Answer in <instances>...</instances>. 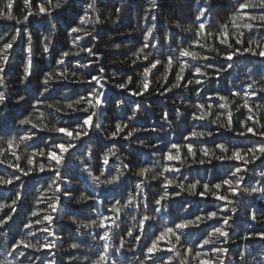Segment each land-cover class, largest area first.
<instances>
[{
	"label": "snow or ice",
	"instance_id": "1",
	"mask_svg": "<svg viewBox=\"0 0 264 264\" xmlns=\"http://www.w3.org/2000/svg\"><path fill=\"white\" fill-rule=\"evenodd\" d=\"M14 5L15 0H8L6 9H0V19L11 21ZM23 5L24 15L20 18V25L30 23L29 18L38 15L45 18L46 25L50 26L55 22L57 26L58 10L65 8L61 7L59 0H23ZM69 7H72V3ZM157 8L158 2L149 5L143 19L157 21V15L153 14ZM80 13L78 20L73 22L74 26L69 24L65 29L70 43L67 50L61 49L55 59L58 67L44 71L40 89L26 92L16 99L17 104L25 101L26 96L34 99L31 111L17 119L10 131L0 132V167L4 169L0 172V186L15 187L23 178L34 174H44V182L47 184L46 189H36L33 207L28 210L26 219L21 221L23 235L8 240L10 254L15 256L21 249L27 253H41L62 248L66 241L60 232L64 229H54L53 225L67 218L71 225L79 226L83 233L80 236L74 230V234L69 231L68 235L71 237L70 252L78 253L84 264H106L109 261L111 264H117V261L119 264H128L129 253L125 251L123 240L125 236L134 241L136 248L131 255L139 253L140 264H228L229 255L234 258L240 255L242 259L247 255H255L256 247L250 253H242L239 249L233 252L231 244L237 236L245 241H264V230H253L251 234L241 235L234 227L241 209L245 210L243 214L248 219L253 222L257 220L255 213L249 214L246 211L250 207L247 200L249 192L252 193L251 196L258 194V198L264 200V71L257 78L252 74L253 69L248 67L251 61L246 63L241 60L242 57L251 56L259 58L264 65V0H235L234 7L226 18L215 24V6L206 3V0H199L195 19L188 24L187 29L182 24L179 28L191 33V38L179 41L173 33L168 37L167 47L163 51L156 36L159 28L156 23H151L143 29V39L139 46L126 57L130 64L142 67V71L137 73L140 79L136 82V88L131 87L134 81L130 75L114 79L111 88L126 95L113 97H108L103 91V86L109 84V79L100 64L103 55H98L96 45L91 43L96 40V35L87 30L89 13L81 10ZM25 35L20 29H14L11 33L0 32V78L5 79V65L10 63V50ZM86 40L89 42L85 43ZM121 47L119 44L117 49ZM76 48H80L81 52L75 53ZM22 53L24 56L20 79L30 81L35 46L26 43ZM42 54L51 55L47 45L42 46ZM82 54L92 59H75ZM217 59L224 63L217 66L213 63ZM77 61L85 65L83 79L76 77V72L80 70ZM237 63H242L248 69L246 85L233 91V81L227 95L212 88L213 95L207 96L203 102L184 104V107L194 109L190 119L197 122L199 127L193 124L186 135L181 134L182 139L161 141L163 148L158 144L149 145L158 150L153 155L159 156V161L154 159L148 165L138 156L141 163L135 172L124 163L123 167L137 179L132 182V190L128 191L126 188V194H121L120 198L113 197L109 201L94 195L96 184H100L102 190L122 183L124 177L114 174L121 171V166L117 164L116 153L107 151L110 145L101 146L100 152H92L89 159L78 163L75 169L68 167V160L77 154V149L81 145L86 147L83 143L85 139L97 144L92 134L100 136L98 127L107 129V141H111V145H116L117 138L134 140L138 134H134V129L140 127L132 126V122L138 118L144 105L142 99H133L129 103L127 97L143 98L146 94L151 95V77L155 75V71L163 68L161 76L156 80L160 85L157 95L166 96L176 90H192L196 96H201L207 95V90L197 91L195 86L203 88V85L208 84L211 88L214 81L222 82L224 73ZM73 65L76 68L72 84L87 86L85 90L71 89L70 93H66L64 88L49 87L50 82H67L65 69L72 68ZM170 73L174 75V80H169ZM10 99L11 96L6 94L5 105ZM257 99L259 103L255 102ZM56 100H81L84 103L78 106L68 103L71 114H59L60 123L54 132L58 139L49 138L37 143V139H40L38 134L47 133L41 129L40 123L46 118L48 123L56 121L50 106V102ZM180 100L183 104L182 97ZM108 104H113L115 109L120 108L126 119L116 116L109 118L105 114V105ZM177 112L179 119L185 116L179 108ZM236 113H240L242 118L237 117ZM64 117L71 119H63ZM237 119L239 129L236 127ZM161 120L169 121V114L162 113ZM209 125H215L230 135L214 139L215 132ZM145 132L156 133V129H146ZM233 137L240 142H235ZM22 148L29 153L25 160L19 155ZM90 161H94V164H90ZM213 161L231 163L223 174L211 177V169L207 166L213 164ZM194 165L204 168L210 178L193 176L190 179L189 175L183 174L182 169L192 168ZM257 168L261 173L259 190L253 187L250 178L246 182L248 173L256 174ZM152 173H156L155 179L150 178ZM81 178L87 181L91 178L95 182L90 183L91 191L78 187ZM105 181L106 184L102 183ZM153 181H160L158 187ZM151 189H155L156 194L149 199L145 193ZM133 197L140 207L147 204L148 212L151 213V216L143 214L135 217L136 232L130 231L128 227V217L133 215ZM140 197L144 198L142 205L139 204ZM177 197L180 200L175 204ZM186 197H199L204 206L201 207L196 199ZM7 199L11 202H7ZM7 199L0 197V213L4 214L0 215V229H4L13 220L8 212H17L22 196L16 191ZM73 203L87 207L72 209L70 205ZM39 204L45 207H37ZM195 208H199V211H194ZM24 236L30 239H25ZM224 241L228 243L225 244ZM117 243L118 247H110V244ZM260 245L264 247V243ZM42 264H57V261L45 259Z\"/></svg>",
	"mask_w": 264,
	"mask_h": 264
},
{
	"label": "trees",
	"instance_id": "2",
	"mask_svg": "<svg viewBox=\"0 0 264 264\" xmlns=\"http://www.w3.org/2000/svg\"><path fill=\"white\" fill-rule=\"evenodd\" d=\"M121 0H100V6L103 11L100 13V18L105 22L101 25L97 26V30L95 32L96 40L91 41L96 45L95 51L98 55H103V59L100 64L105 69V76L109 79V84L103 86V91L106 93L108 97H113L116 95H126V93H119L115 89L111 88V73L116 72L118 74V78H125L127 76L133 77L132 88H136V82L139 81V76L137 73L142 71V67L140 65L130 64L126 57L131 54V51L134 50L135 47H138L140 42L142 41V32L144 28H147L151 23H156L159 31L156 33V36L159 37L161 44L163 43V36L165 34V29L167 25H170L173 22H180L185 29H187L188 24L192 23L195 19L196 15V0H157L158 8L156 9L154 15H157L158 20L152 21L144 20L143 17L146 15L145 9L148 7V0H127V3L124 4L123 12L120 20L113 24L111 21L116 19V9L120 6ZM212 4L215 6V19L213 23H218L220 20L226 18L227 14L230 12L231 8L234 7L235 0H211ZM72 7L65 6V8L58 10L57 14V28L58 33L56 37L53 39V46L50 48L51 55L48 60L44 59V55L42 54V47L40 46V39L42 33L46 34L49 31L50 26L44 23L43 17H30V23L26 25L16 24L15 21H8L4 19H0V32H13L14 29H20L22 33L31 32L33 35V39L35 41V57L33 61V75L30 78V81H27L25 84H21L20 77L22 75V62L23 56L22 48L26 46V36H23L18 39L16 45H14L13 49L10 50V63L5 65V73L4 78L9 87V95L11 99L7 101L6 105L0 106V132H8L15 126V121L19 118H22L24 115H27L29 111H31V104L35 103L34 99L26 96V100L22 101L20 104L15 103L17 97L19 95L25 94L26 92L31 93L34 90L41 88V80L43 79L44 71L51 70L53 67H58L55 64V59L59 56L60 50L69 47L70 37L68 36V32L65 31L69 27V24H73L74 21L78 20V15L80 13V9L78 7L80 0H71ZM2 9V8H0ZM24 5L23 0H15V5L13 9V14L18 18H22L24 15ZM142 24L145 27L141 29V31L137 32L135 28L137 25ZM90 27V26H88ZM169 36L175 33L176 38L179 41H185L191 38V33L187 31H181L180 29H176L174 27H168ZM131 33V34H129ZM259 35V33H256ZM111 37V39H109ZM89 41H85L88 43ZM115 44H120L122 47L120 49H116L113 47ZM127 45L128 47H123ZM175 46V45H173ZM207 55H212L211 53H206ZM79 60L90 61L92 58L87 57L85 54H82L81 57L75 58ZM244 62H249L248 67L253 69V75L259 77V74L264 71V65L259 58H254L251 56H246L241 58ZM124 61V63H121ZM217 66L219 64L224 63L220 60H214ZM70 67V65H69ZM163 72V68H160L159 71H155V75L151 77L152 84L150 91L151 95L146 94L143 98H133L127 97L129 103L133 101V99L143 101V110L138 114V118L132 122V126H139L142 128H152L157 127L161 129L159 135L157 133L151 132H141L136 135L133 139H145L147 140L149 145L158 144L161 148L164 147V144L161 141H175L177 139H182L181 134H187L188 131L191 130V126L196 124L199 127L197 122L191 121V113L194 111L193 108L184 107V104H193L203 102L207 99V96L213 95L212 88L221 91L222 94H228V88L232 86V82L234 81L235 86L233 87V91L238 90L246 85L248 79L247 68L243 67L242 63H237L234 68H230L227 73L223 75V81H214L212 83V87L209 88L208 84L201 86H195L197 91L207 90V95L196 96L192 90H176L172 93L167 94L166 96H160L156 93L160 90V85L156 82L157 78L161 76ZM190 75V74H188ZM175 77L173 74H169V80H174ZM53 88H70L73 90L83 91L87 86L77 85V84H68L67 82H61L58 84H52ZM180 97L183 98V104L180 103ZM255 102L259 103L257 99ZM147 105H151V107H147ZM134 106V105H133ZM177 108L180 111L185 113V116L177 120L176 112ZM167 112L169 114L170 120L174 122V127L172 129H164L167 128L166 125L161 123L162 113ZM105 114L112 118L114 116L120 117L122 119H126V117L122 113H117L113 104H108L105 108ZM130 114V110L128 112ZM237 117H241L240 113H236ZM242 118V117H241ZM63 119H71L70 117H64ZM213 132H215L214 139L219 140L221 137H227L230 134L224 132L223 129L217 128L215 125L208 126ZM236 127L239 129V119L236 120ZM40 139H37V143H41L42 140H46L49 138H56L54 133H39ZM92 137L94 140H97V151H101V146L107 144L111 145V141L105 142L97 133H93ZM242 139V138H241ZM235 142L236 138L233 137ZM88 142L87 139L84 140L83 143ZM128 143V141H124L120 138H117L116 146L121 148V151H124V146ZM198 143V142H194ZM83 151V145H81L77 149V153ZM158 150L153 147L141 148L135 144L131 146V151L127 152L126 155L129 156V159L125 161L128 164L129 168L132 172H135L138 166L141 163V160L137 159L140 156L145 164L150 165ZM174 163V162H173ZM231 162H220L213 161V164L208 165L207 168L211 169V177H216L223 174V171L229 166ZM78 162L74 157L69 158L68 167L70 169H75ZM3 167H0V172H3ZM259 171V168H257ZM132 172H126L123 177L122 183L114 186L105 188L102 190H96L94 195H99V197L104 200H112L113 197L117 199L120 198L121 194H126L125 189L128 191L132 190V182L137 179ZM184 175H189L191 179L193 176L197 178L209 179L210 176L208 172L204 168L194 165L192 168H184L182 169ZM174 175V174H169ZM251 179L252 183L258 179L255 174L249 172L246 176V182ZM46 178L44 174H34L30 177L23 178V184L26 187L21 186V182H19L15 187H2L0 186V197L8 198L11 197L16 191H19L22 196V200L18 205L17 212L11 213L8 212L9 215L13 216V220L9 222L8 225L4 229H0V233H4L5 235L0 236V241H3L5 238L8 240L12 237H17L22 232V223L21 221L26 219L28 210L33 207V202L36 197V189H46L47 184L44 182ZM160 181H153L157 187ZM259 186V185H257ZM78 187L86 188L89 191L92 190V185L89 181L84 178H81V183ZM51 195V193H48ZM78 194V193H77ZM148 195V198L151 199L153 195L156 194L155 189H151L146 191L145 193ZM143 198V197H140ZM187 199H196L201 207L204 205L200 202L201 198L199 197H186ZM211 200V197L208 198ZM180 198L177 197L175 204L179 203ZM247 200L250 202V207L246 210L249 214L255 213L257 216V220L255 222L248 219L247 215H239L235 219L236 229L240 232L241 235L248 233L251 234L253 230L260 231L264 230V200H260L258 198V194H254L251 197H247ZM7 202H11L10 199H7ZM91 201L89 202V204ZM39 208H44L45 205L39 204L37 205ZM70 207L72 209H79L87 207V205H76L75 203L71 204ZM143 207H147L145 204ZM194 211H199V208L193 209ZM8 210H6L7 212ZM175 212V209H173ZM240 211H245L241 209ZM0 215H4L0 213ZM159 219V217H158ZM63 227L64 231H61L60 234L65 238V243L63 247H67V243L71 240V237L68 235L69 231H72L74 234L75 226L71 225L67 218L58 221L56 225H53L54 229L59 230V228ZM27 231V230H23ZM151 231V229L149 230ZM38 238H40L38 236ZM235 243L231 244V248L235 249L237 244L240 245H248L251 249L256 247L257 245L264 243V241H260L257 239L245 241L240 240L236 237ZM61 248H57L52 252H28L27 254L32 258L36 259L37 264H42V261L45 259H55L57 264H66V259L72 255H77L78 253H73L70 251L58 250ZM39 258V259H37ZM106 264H110L106 262Z\"/></svg>",
	"mask_w": 264,
	"mask_h": 264
},
{
	"label": "clouds",
	"instance_id": "3",
	"mask_svg": "<svg viewBox=\"0 0 264 264\" xmlns=\"http://www.w3.org/2000/svg\"><path fill=\"white\" fill-rule=\"evenodd\" d=\"M61 7H65V6H69L71 4V0H59ZM157 2V0H148V6L155 4ZM127 3V0H121L120 2V6L117 7L116 12V19L112 20L111 22L113 24L117 23L122 15L123 12V8H124V4ZM199 3V0H196V4ZM206 3L211 4V0H206ZM8 4V0H0V8L2 9H6ZM53 7H55V4L53 5ZM79 9L81 10V12L83 11H88L90 19L87 21V25L90 26L87 28V30L89 32L95 33L97 30V26L103 24L105 21L102 20L100 18V13L103 11V9L100 6V0H80V3L78 5ZM36 17H39L38 15ZM11 21H15L16 24H20L22 23V19L18 18L16 15H13L11 17ZM181 26L180 22H173L170 25L166 26L165 29V34L163 36V43L161 44V51H163L166 47H167V43L166 41L168 40L169 37V33H168V27H176L177 29H179ZM145 26L142 24L137 25V27L135 28V30L137 32L141 31L142 28H144ZM58 33V28L55 24V22H53L50 25L49 31L44 34L42 33L41 39H40V46H44L47 45L49 48H52L53 46V39L56 37ZM26 43L31 44V45H35V41L33 39V35L31 32H26ZM159 39V37H157ZM93 39H95V37H93ZM109 39H111V37H109ZM119 44H115L113 45L114 48L117 49ZM75 53H80L81 49L80 48H76L74 49ZM45 60L49 59V56H44ZM77 64H79V72H76V77L79 79H83L84 78V72H85V65L84 64H80L79 61H77ZM76 65H73L72 68H66L65 71L67 73V83L68 84H72L73 80H74V76L73 73L75 71ZM249 69H251V67H249ZM205 70H207L205 68ZM227 70V69H226ZM248 71V69H247ZM118 78V74L116 72H112L111 73V79H117ZM27 82V80H21L20 83L21 84H25ZM9 85L7 84L6 80L3 78H0V106L5 105V101H4V97L6 94L9 93ZM49 87H52V83H49ZM71 89L70 88H65V92L66 93H70ZM9 95V94H8ZM95 95V93H94ZM68 103H72L73 105L78 106L81 103H84V101L81 100H71V101H65V100H56V101H51L50 102V106L53 109L52 112V116L56 117V121L55 123H48L47 118L45 119V121L40 123V127L44 132L47 133H54L55 132V128L57 126V124L60 123V116L59 114L61 113H65V114H71V110L68 108ZM180 103L182 104V102L180 101ZM95 107V105H94ZM107 107V105H105V108ZM147 107H151V105H147ZM117 113H121V109L120 108H116L115 109ZM33 115H35V113H33ZM133 115H135V111L133 110ZM176 117L177 120H179V113L176 112ZM161 123L163 125H166L167 128L164 129L165 131L167 129H172L174 127V122L172 120L169 121H164L161 120ZM47 125V126H46ZM146 129H156V133L157 135L160 134L161 129L157 128V127H152V128H135L134 129V134L135 133H141V132H145ZM85 131H87V129H85ZM100 137L107 142V129L106 128H99L97 129ZM141 140H143V144H141ZM135 144L141 148H148L149 144L147 142V140L145 139H139L137 138L136 140H129L128 143L124 146V151H121V148L116 146V145H110L107 149L108 152H115L116 153V160H117V164L118 166H121V171L118 173H115V175H119V176H125L126 172H128V170L126 168L123 167L124 163L126 160L129 159V156L126 155L127 152L131 151V146ZM84 145L86 147H83V151H80L79 153H77L74 158L78 163H82L84 160H88L90 157V154L92 152H98L97 148L98 146L96 144L85 142ZM100 152V151H99ZM29 153L26 152L23 148L20 150L19 155L21 157L22 160H25L27 158V155ZM155 159L157 161L160 160L159 156H156ZM90 164H94V161H90ZM158 166V165H157ZM255 176L258 178L255 183H253V187H256L257 190L260 182V176L261 173L258 171ZM156 177V173H152V176L150 177L151 179H155ZM89 182L90 183H95L94 181L91 180V178H89ZM104 184H106L105 182H102ZM23 184V181H21V185ZM101 187L100 184H96V188L97 190H99ZM141 191H143L141 189ZM189 192L191 191L190 189L188 190ZM252 193L249 192V197H251ZM144 203V198H141L139 201V204H143ZM132 209H133V215L131 217H128V227L130 229V231L132 232H136L137 231V223L135 220V217L137 216H141L143 214H148L151 216V213L148 212L147 207H140L138 205V202L136 200L135 197H133V205H132ZM235 207L233 208V211H235ZM241 215L243 216V211H241ZM155 218V217H153ZM99 225H97L98 227ZM75 231L78 235L83 236V233L81 232V229L79 228V226L75 227ZM5 235L4 233H0V236ZM23 235V234H21ZM25 239H30V237L28 236H24ZM238 239L243 240L240 236H237ZM124 243H125V251L129 253V262L128 264H140V260H139V253H137L135 256L131 255V252L136 248V245L134 243V241L131 239V237L125 236L123 238ZM7 242L8 239L5 238L3 241H0V264H37L36 259L34 260L31 256H29L27 254V252H25L23 249L20 250V252L16 253L15 256H12L11 250L10 248L7 247ZM35 242V241H34ZM236 241L234 240L232 242L235 243ZM70 243L71 241H69L67 243V247L64 248L62 247L61 249L58 250H63V251H70ZM223 243L227 244L228 241H224ZM118 243L117 244H110V247H118ZM130 246V247H129ZM257 248V253L255 255H247L246 258H243L240 255H237L235 258L232 255H229L227 257V261L228 264H264V247H262L260 244L256 246ZM241 250L242 253H250L251 252V248L244 244V245H240L237 244L236 248L233 249V252H236V250ZM84 251H87V249H84ZM39 259V258H37ZM66 264H84V260L81 259L79 257V254L77 255H72L70 257H68L66 259ZM111 264V262H110ZM117 264H119V261H117ZM219 264V262H218Z\"/></svg>",
	"mask_w": 264,
	"mask_h": 264
}]
</instances>
